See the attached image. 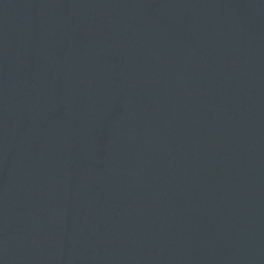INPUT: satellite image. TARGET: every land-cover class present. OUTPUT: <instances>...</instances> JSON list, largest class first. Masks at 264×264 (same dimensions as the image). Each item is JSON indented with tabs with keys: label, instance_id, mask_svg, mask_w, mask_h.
Returning a JSON list of instances; mask_svg holds the SVG:
<instances>
[{
	"label": "water",
	"instance_id": "obj_1",
	"mask_svg": "<svg viewBox=\"0 0 264 264\" xmlns=\"http://www.w3.org/2000/svg\"><path fill=\"white\" fill-rule=\"evenodd\" d=\"M0 264H264V0H0Z\"/></svg>",
	"mask_w": 264,
	"mask_h": 264
}]
</instances>
